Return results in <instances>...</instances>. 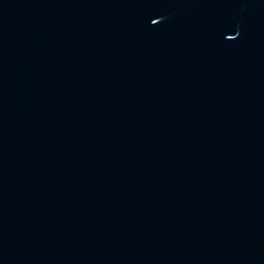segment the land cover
Instances as JSON below:
<instances>
[{
    "label": "water",
    "instance_id": "obj_1",
    "mask_svg": "<svg viewBox=\"0 0 264 264\" xmlns=\"http://www.w3.org/2000/svg\"><path fill=\"white\" fill-rule=\"evenodd\" d=\"M0 264H264V0H0Z\"/></svg>",
    "mask_w": 264,
    "mask_h": 264
}]
</instances>
